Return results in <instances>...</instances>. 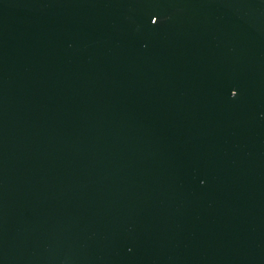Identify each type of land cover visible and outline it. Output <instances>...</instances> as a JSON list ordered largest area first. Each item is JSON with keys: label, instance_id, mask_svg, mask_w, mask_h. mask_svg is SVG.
I'll return each instance as SVG.
<instances>
[{"label": "water", "instance_id": "obj_1", "mask_svg": "<svg viewBox=\"0 0 264 264\" xmlns=\"http://www.w3.org/2000/svg\"><path fill=\"white\" fill-rule=\"evenodd\" d=\"M0 264H264V0H0Z\"/></svg>", "mask_w": 264, "mask_h": 264}]
</instances>
